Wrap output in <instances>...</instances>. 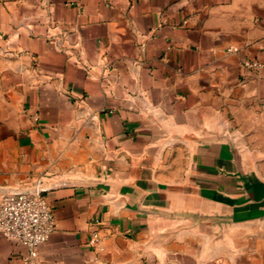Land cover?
Listing matches in <instances>:
<instances>
[{
    "label": "crops",
    "instance_id": "crops-1",
    "mask_svg": "<svg viewBox=\"0 0 264 264\" xmlns=\"http://www.w3.org/2000/svg\"><path fill=\"white\" fill-rule=\"evenodd\" d=\"M263 111L264 0H0V201L41 179L39 264H264Z\"/></svg>",
    "mask_w": 264,
    "mask_h": 264
},
{
    "label": "built area",
    "instance_id": "built-area-1",
    "mask_svg": "<svg viewBox=\"0 0 264 264\" xmlns=\"http://www.w3.org/2000/svg\"><path fill=\"white\" fill-rule=\"evenodd\" d=\"M43 193L42 181L37 178L30 188L8 192L0 201V234L27 248L24 264H39L38 248L55 229V218ZM97 239L94 234L91 243L95 244Z\"/></svg>",
    "mask_w": 264,
    "mask_h": 264
},
{
    "label": "rangeland",
    "instance_id": "rangeland-1",
    "mask_svg": "<svg viewBox=\"0 0 264 264\" xmlns=\"http://www.w3.org/2000/svg\"><path fill=\"white\" fill-rule=\"evenodd\" d=\"M260 125L257 127L253 126L251 122H245V129L251 132L249 138L245 137V143L248 145H258L264 150V111L259 114ZM255 127V131H253Z\"/></svg>",
    "mask_w": 264,
    "mask_h": 264
},
{
    "label": "water",
    "instance_id": "water-1",
    "mask_svg": "<svg viewBox=\"0 0 264 264\" xmlns=\"http://www.w3.org/2000/svg\"><path fill=\"white\" fill-rule=\"evenodd\" d=\"M261 198H260V200H263L264 199V189H263V191L261 192ZM261 217H264V211H262V214H261Z\"/></svg>",
    "mask_w": 264,
    "mask_h": 264
}]
</instances>
